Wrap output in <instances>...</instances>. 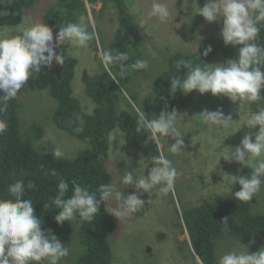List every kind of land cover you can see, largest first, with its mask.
<instances>
[{"label":"rangeland","instance_id":"374dc122","mask_svg":"<svg viewBox=\"0 0 264 264\" xmlns=\"http://www.w3.org/2000/svg\"><path fill=\"white\" fill-rule=\"evenodd\" d=\"M122 1L125 10L134 16L138 25L142 20H148L145 27H140L143 33L150 38V45L143 40L144 45L148 47L143 48V57H138L131 52L127 53L132 64L136 60H143L146 61L147 66L138 70H133L129 66L124 75H121L113 64L109 65L107 70L103 67L100 53L96 51L98 49L102 51L105 43L116 38L119 18L112 5L104 9H111L113 13L100 9L93 15L94 6L99 7L100 2L93 5L88 4L89 9L86 4L84 11L81 8L82 13L78 15L77 22L80 17H84L88 24L87 30L94 32V37L89 41L87 48L78 50L79 63L76 67L74 66L72 91L73 96L80 99L85 112L91 113L95 108L94 102L85 92L86 83L94 82V79L102 72L112 77L114 80L112 89L120 99L132 105L135 104V111L136 109L144 111L149 119H153L158 117L162 111H172L167 107L155 110L150 106L152 94L158 93V90L165 84L159 81V77L167 58L175 56L177 61L184 59L193 66L208 63V66L213 68L218 66V63L234 59L217 57L207 62V58L213 54V51L207 56L202 55L209 41L205 36L208 35L205 27L213 31L215 27L212 26L214 22L209 23L204 18L200 22L197 21L194 13L192 14V9L196 7L195 0H160V2L167 3L171 12L170 18L165 23H161L154 17L148 18L147 13L151 9L153 0ZM12 3L13 0H2L0 14L9 13ZM197 3L202 7L205 0H197ZM57 5L56 0H32L31 7L24 10L22 21L19 24L0 26V38L17 36L32 23H44L50 27L49 18L52 17L51 13ZM115 9L119 13L117 6ZM200 37H205V47L200 58L192 63L193 53L198 50ZM192 93L193 103L187 105L186 111L180 114H183L187 121L193 122L197 127L212 128L209 134L210 142L205 147L210 158L214 159L216 156L215 141L217 138L226 137L223 141V151H226L233 145H239L246 133L258 131L259 126L256 129H248L246 126L237 129L243 126L244 121L253 112L264 110V98L254 103L239 104V102H231L223 95L213 96L210 92L200 94L197 90H192ZM2 94L0 92V95ZM17 95L15 99L7 102V107L15 110L22 131L31 123L40 124L45 131L44 138L50 145L72 158L89 146L68 132L50 129L54 125L53 115L56 101L47 89H28L24 85ZM260 95L264 97V87L261 88ZM217 109H221L226 116L230 115L233 119L228 128L209 126L201 121L199 114L202 111ZM184 126L185 121H180L178 130L188 138L189 135L184 130ZM149 137L157 144L158 155H152L130 146L120 125H115L108 135L109 151L106 168L112 174L110 184L115 185L116 190L122 191L123 196L126 197L135 191L131 186L127 187L121 183L125 172L131 171L137 178L143 173L147 175L149 169L154 166L152 158L158 157L161 153L172 161L178 173L173 191L167 195L159 194L157 189H153L150 194L144 193L141 196L145 201L143 207L129 217L121 218V220L116 218L109 212L112 207L117 206V202L114 199L106 201L107 213L116 224L114 232L108 237L112 254L110 264H208L203 256L193 248L187 223L185 222L187 234L183 233L182 226L177 228L182 221L181 215L186 210L194 209L203 203L234 197V193L240 190V187L238 183L230 185L227 179L223 180V176L206 173L216 171L219 167L217 163L208 165L206 172L202 169L205 166V162L201 161L203 143L201 145L196 143V138L189 142L183 136V151L171 153L170 144L175 142L171 136L162 137L159 141L152 135ZM35 146L41 149L42 144H35ZM225 172L230 175L248 176L246 173H233L230 168L225 169ZM250 202L254 213L264 214V183ZM73 222L78 228L86 223V221H79V218ZM64 246L68 249V255L62 257L59 264H78L79 257L86 249L79 234H71ZM261 247H264V234L254 235L247 242H242L234 236L221 237L215 243L213 264H218L219 257L227 252L248 251L251 254L259 251ZM149 249L151 250L148 252ZM146 254H148L147 258Z\"/></svg>","mask_w":264,"mask_h":264},{"label":"clouds","instance_id":"9594fccd","mask_svg":"<svg viewBox=\"0 0 264 264\" xmlns=\"http://www.w3.org/2000/svg\"><path fill=\"white\" fill-rule=\"evenodd\" d=\"M84 1L87 7L91 4L88 0ZM98 2H100L99 7L94 6L96 10L101 9L103 0H97L94 4ZM195 4L192 14L194 13L197 19L200 18L202 21L204 18L209 23L214 22L212 26L215 27V31L205 27L208 34L205 36L209 41L216 42L220 39L225 45L233 47L241 45V47L238 49L236 58L218 63V66L214 68L209 67L208 63L193 66L184 59L176 61L175 68L178 71L184 68L180 73L184 78L174 77L170 80V94L174 95L176 92L188 94L192 90H197L200 94L210 92L213 96L223 95L231 102H239V104L254 103L264 98L260 95V90L264 87V71L261 70L264 67V47L256 42L260 32L259 26L264 25V0H205L202 7L195 0ZM147 16L165 23L170 18L171 12L167 3L153 0ZM93 18L95 19L94 16ZM49 20L58 32L55 39L52 29L44 23H32L17 36L0 38V92L3 93L0 95V114L6 112L7 102L18 96L22 86L26 87L30 82L29 77L39 72L41 66L50 68L53 64L54 66L55 64L63 65L65 62L63 52L66 49L70 46L77 50L87 48L89 41L94 37V32L87 30L88 24L84 17H80L78 22H69L66 26L57 24L51 18ZM147 23V19L142 20L139 27L143 28ZM204 39L205 37H200L198 46L202 49L205 47ZM61 44H66L62 50L59 48ZM57 48L61 50V53L57 54L55 51ZM211 51L212 47L209 45L202 55L207 56ZM97 52L100 53L101 63L106 70L111 64L129 59L126 52L115 55L110 50L98 49ZM216 52L222 54L223 49H213V53ZM76 54L78 51L73 53V55ZM146 66V61L136 60L130 67L138 70ZM120 68L121 75H124L125 64L120 63ZM119 103L122 108L130 109L127 101L120 99ZM135 107L133 104V108ZM136 113V131L149 132L148 137L152 135L157 141L162 137L171 136L175 140L170 144L171 153L183 151V136L189 142L196 138V143L200 145L203 143L201 161L205 162V166L202 169L205 171L208 165L217 163L219 167L216 171L205 172L223 176V180L227 179L230 185L238 183L240 190L234 193L237 200L249 202L261 190V185L264 183V110L253 112L244 121L243 126L237 129L245 126L248 129H256L259 126L258 131L246 133L239 145H233L223 151V141L226 137L217 138L214 159L209 157L205 149L210 142L209 134L212 128L196 126L188 129L184 126V130L189 135L187 138L178 130V126L176 127L178 114L175 109L170 112L162 111L153 119H149L145 112L139 109H136ZM199 115L201 121L209 126L228 128L233 121L231 116H226L221 109L204 110ZM8 130L18 137L21 129L9 128V124L0 119V151L2 140ZM110 139L113 140L114 137ZM53 155L61 157L63 153L55 149ZM152 163L154 166L149 169L148 174L143 173L139 178L135 177L131 171L125 172L121 183L135 189L126 197L123 196L122 191L116 190L113 184L100 185L97 192H90L86 187L73 182L72 194L65 198L69 183L61 180L58 183L56 195L50 204H44V208L46 210L55 206L59 209L54 216L58 225H62L65 221H76L77 218L89 224L94 215L99 212L101 202L104 203V210L107 212L105 202L114 199L117 206L112 207L109 213L119 220L129 217L143 207L145 201L141 196L144 193L150 194L153 189H157L159 194L167 195L174 190L178 173L172 161L161 153L158 157L152 158ZM229 168L233 173H246L248 176L227 174L225 169ZM52 174L55 175L54 170ZM31 186L30 182L29 187ZM7 191L12 198L0 199V264H41L42 261H47L48 264H59L60 259L68 255V249L55 234L42 230V221L35 215L33 200L23 198L25 194L23 181L17 180L9 184ZM184 213L181 215L182 221L177 228L182 226L183 233L187 234ZM226 220L227 218L223 221ZM218 264H264V247L251 254L248 251L227 252L219 257Z\"/></svg>","mask_w":264,"mask_h":264},{"label":"trees","instance_id":"16d2710c","mask_svg":"<svg viewBox=\"0 0 264 264\" xmlns=\"http://www.w3.org/2000/svg\"><path fill=\"white\" fill-rule=\"evenodd\" d=\"M95 1L97 0H88L91 4ZM57 3L50 18L62 26H66L69 22H77L78 15L82 13L81 8L83 11L86 9L84 0H56ZM31 5L32 0H13L11 11L4 15L0 14V26L19 24L24 10ZM108 5H112L117 13L119 25L116 38L105 43L103 51L110 50L113 55L119 52H131L143 57V48H148L143 40L150 45L149 36L143 33L134 16L125 10L122 0H103L101 9L113 13L111 9H104ZM116 6L119 13L116 12ZM97 11L99 10L93 9L92 14ZM197 21L200 22L201 19L198 18ZM259 27L260 32L256 42L264 47V25ZM207 45H211L212 51L215 48L223 49L222 54L216 52L209 56L207 62L217 57L236 58L241 47V45L236 47L225 45L220 39L216 42L208 41ZM77 51L70 46L63 52L65 62L60 76L55 74L54 64L50 68L41 66L39 72L29 77L30 82L26 88L47 89L55 99L54 125L50 127L52 131L60 129L68 132L89 146L73 158L64 153L61 157H55L53 155L55 148L44 138L45 131L40 124L35 122L27 125L22 132L20 130L18 137L8 130L2 140L0 151V199L12 198L7 191L8 185L17 180L23 181L25 185L23 198L33 200L35 215L42 221V230L55 234L63 244L69 240L71 234H79L86 249L79 257L78 264H110L112 254L108 237L114 232L116 224L110 214L104 210L103 202L93 220L79 228L73 221H65L62 225H58L54 216L59 209L51 206L45 210L44 204L51 203L61 180L69 183L65 198L71 196L73 182L86 187L90 192H97L100 185L110 184L112 174L106 168L109 151L108 135L115 125H120L124 130L130 146L152 155H158L159 150L157 144L148 137L149 132L136 131L137 113L130 102L127 103L129 110L120 106V98L112 89L114 80L109 74L102 72L94 82L86 83L85 92L94 102L95 108L91 113L83 110L80 99L73 96L72 92L75 67L79 63V55L73 53ZM202 52L203 49L198 47L193 53V62L200 58ZM176 61L175 56L164 61L159 81L165 84L158 93L152 94L150 106L155 110L163 107L176 109L178 114L176 126L180 121H185L186 127H194L196 125L193 122L187 121L184 115L180 114L186 111L187 105L193 103L192 91L188 94L176 92L174 95L169 92L172 78H184L180 75L184 68L178 71L175 68ZM120 63L125 64V72L132 64L129 59ZM120 63L113 64L119 73ZM261 70L264 71V67ZM6 112L0 114V119L5 120L9 128L21 129L15 110L8 107ZM35 144H42L41 149ZM53 170L55 175L52 174ZM30 182L31 187H29ZM184 218L193 248L208 264H213L215 261V243L219 238L234 236L242 242H247L254 235L264 234V214L254 213L250 201L241 202L235 196L203 203L186 211ZM225 218L227 220L223 221ZM147 256L148 254L146 258ZM46 263L47 261L41 262V264Z\"/></svg>","mask_w":264,"mask_h":264},{"label":"water","instance_id":"95a60500","mask_svg":"<svg viewBox=\"0 0 264 264\" xmlns=\"http://www.w3.org/2000/svg\"><path fill=\"white\" fill-rule=\"evenodd\" d=\"M50 28L52 29V34H53V38L55 39L54 35H55V28L54 26L51 24L50 25ZM66 44H61L60 45V49L62 50V48L65 46ZM57 48L55 51L57 52V54L61 53V50ZM55 63V61H53ZM62 69H63V65H58V64H55L54 66V71L56 73L57 76H60L61 75V72H62Z\"/></svg>","mask_w":264,"mask_h":264},{"label":"flooded vegetation","instance_id":"af4514ba","mask_svg":"<svg viewBox=\"0 0 264 264\" xmlns=\"http://www.w3.org/2000/svg\"><path fill=\"white\" fill-rule=\"evenodd\" d=\"M57 33H58V32L56 31L54 37H56Z\"/></svg>","mask_w":264,"mask_h":264}]
</instances>
